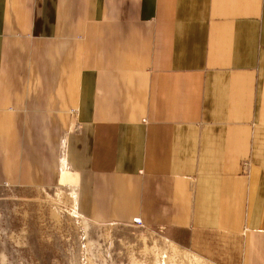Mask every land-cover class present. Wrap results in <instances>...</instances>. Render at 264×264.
Returning <instances> with one entry per match:
<instances>
[{"label":"crops","instance_id":"obj_1","mask_svg":"<svg viewBox=\"0 0 264 264\" xmlns=\"http://www.w3.org/2000/svg\"><path fill=\"white\" fill-rule=\"evenodd\" d=\"M59 182L92 225L264 264V0H0V187Z\"/></svg>","mask_w":264,"mask_h":264},{"label":"rangeland","instance_id":"obj_2","mask_svg":"<svg viewBox=\"0 0 264 264\" xmlns=\"http://www.w3.org/2000/svg\"><path fill=\"white\" fill-rule=\"evenodd\" d=\"M0 187V264H218L178 249L158 230L95 226L75 211L71 189Z\"/></svg>","mask_w":264,"mask_h":264},{"label":"bare ground","instance_id":"obj_3","mask_svg":"<svg viewBox=\"0 0 264 264\" xmlns=\"http://www.w3.org/2000/svg\"><path fill=\"white\" fill-rule=\"evenodd\" d=\"M63 173H64V170H63ZM135 224H136L137 226H140V225H141L140 221H136Z\"/></svg>","mask_w":264,"mask_h":264}]
</instances>
